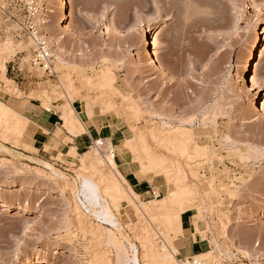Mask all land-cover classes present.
<instances>
[{
  "label": "rangeland",
  "instance_id": "374dc122",
  "mask_svg": "<svg viewBox=\"0 0 264 264\" xmlns=\"http://www.w3.org/2000/svg\"><path fill=\"white\" fill-rule=\"evenodd\" d=\"M68 1L69 26L58 15L57 0H35V13L18 1L0 0V7L14 15L0 9V49L8 44L14 50L7 57L5 74L12 83L3 80L0 69V102L24 116L25 102L48 109L40 96L43 90H55L59 98L55 95L49 109L63 125L60 109L69 104L66 98L71 94L60 81L67 76L82 99L95 101L105 96L116 104L119 117L114 112L101 114L89 101L73 102L77 108L81 103L90 106L113 125L115 136L102 138L110 139L111 145L107 141L97 145L98 139L83 153L74 149L73 158L72 149L63 155L55 146L26 157L22 148L33 152L23 146L26 131L19 138L0 122V203L36 210L25 215L22 210L5 212L0 207V264H97L96 260L110 264L108 259L114 260L116 251L99 238L108 226L88 216L84 227L77 220L73 189L81 187L79 156L97 151L106 161L114 148L121 174L125 179L131 174L137 177L139 164L133 155L119 153V148L123 151V143L141 131L153 151L180 163L194 192L191 198L182 197L186 204L176 207L180 210L184 205L188 210L182 216L183 227L189 229L176 233V264L189 257L181 246L190 243V237L193 240L191 229L199 215L202 234L196 240L202 242L203 253L215 250L212 258L203 261L264 264V110L254 111L249 103L254 87L242 82V66L254 45V34L264 27V0ZM109 20H121L123 30L112 33ZM157 26L151 40L165 72L147 65L139 42L145 29ZM43 42L52 50L51 71L36 60ZM105 72L115 78L117 93L97 84ZM253 75L264 79V53ZM87 81L94 83L89 86ZM260 102L264 108V93ZM162 122L169 123L173 131L188 128L206 156H180L177 148L179 155L173 156L157 149L148 133L162 127ZM144 181L154 189L141 196L142 202L169 196L164 177L151 174ZM111 205L123 226L117 237L128 247L129 256L133 255L130 244H134L143 262L142 238L157 233V244L167 239L162 233L163 220L151 223L137 218L126 203Z\"/></svg>",
  "mask_w": 264,
  "mask_h": 264
},
{
  "label": "bare ground",
  "instance_id": "6f19581e",
  "mask_svg": "<svg viewBox=\"0 0 264 264\" xmlns=\"http://www.w3.org/2000/svg\"><path fill=\"white\" fill-rule=\"evenodd\" d=\"M57 1H58V6H57L58 15L69 26L70 25V22L68 21L69 1L68 0H57ZM158 29H159L158 26L153 27L151 29H145L139 36V42L143 46L141 53L142 56L147 60V65L149 67L157 69V71L165 72V68L163 64L156 56L155 53L156 46L151 40V35ZM34 33H35L34 36H36V40L40 41L38 32L35 31ZM253 41H254V45L250 50V53L242 66L243 67L242 82L251 83L253 85L254 92L253 95L251 96L250 99L251 101L249 103L254 107V111L259 114L262 113V111L264 110L260 102L262 98V94L264 93V79L255 77L253 75V72H254V66L256 65L259 58L264 53V27L255 32ZM13 51L14 50L12 49V46L8 44L3 45V47L0 49V69L3 71L1 76H3V80L9 84L12 83L13 81L9 80L5 75L7 71V63H8L7 57L12 55ZM51 51L52 50L50 47L48 48L46 47L45 55L47 54V56L50 57ZM60 61L63 62V60L61 59ZM51 64H52L51 60L46 58L44 69L50 70ZM99 81L97 84L98 85L100 83L102 84L101 89H105V87H109L108 89L111 88L112 90H114V92L117 91V88L115 86V78L113 76H110L109 72H105V74H102V77ZM87 82L91 83L92 81H87ZM72 83L69 81V77L67 76L63 77V79L60 81L61 87L67 86L68 89L67 92L71 94V97L66 96L69 98V99L66 98V101L67 100L70 101L69 104L66 103V105H64L60 109L62 111L61 114V119L63 121L62 127L68 132V134L72 136H79L88 131L74 108L73 102L77 100L89 101L93 103L96 108L100 109L99 111L103 115H108L110 112H114L115 115L119 117L120 115L119 110L117 109L116 104H114V102L111 99L105 96L95 101L89 99H82L80 93L75 92L76 89L74 88V85ZM90 83L88 84L89 86L92 85ZM101 84L99 85L100 87ZM9 89H11V87ZM9 89L7 88V90ZM42 92L43 93L40 96L43 102L42 105L45 108L49 109L51 108V104H50L51 101L55 99L58 94H56L57 92L55 90L52 91L53 93L52 92L50 93V91L47 89L43 90ZM0 122H3L5 126H7L6 129L7 128L8 130L11 129V132H13L16 135L21 134V132H25L27 130V125L29 123V121L24 116L18 115L14 109L6 106L2 102H0ZM170 126L171 125L169 123L162 122V127L157 128L156 126V128H154L156 130L154 131L152 130V132L148 133V135H150L149 137L151 138L152 142L156 145L157 149L166 150V152H168L169 154L171 153L173 156L177 154V150H175V148L181 150L180 156H183L182 154L185 153L190 154V157H192L193 155L206 156L207 153L204 151V148H200L198 144H196L194 140V135L190 133L191 131L188 128L178 126L179 129L173 131L174 129L170 128ZM141 132L142 133H138V136L135 139L126 140L122 145L123 151H120L119 148V153L123 155L125 154L133 155L134 161L137 164H139L141 168L140 172L137 174V177L140 181H144L148 179L151 174H156L158 176H162L165 179H167V182L169 184V196L166 197L165 199H153L148 203L142 202L140 195L133 190V188L129 185L128 181L118 170V165L115 161L116 157L114 153L115 150L114 148H112L113 151L110 154V159L106 161H104L100 157V154L97 151L96 152L94 151L95 153L88 152L79 156L81 163L80 167L82 168V172L80 173L82 175L81 187H79L78 189L72 188L73 191H75V198H76L75 209L78 215L76 216L79 217L76 218L80 223V226L81 224L82 226L83 225L85 226V224H87L86 219H84L86 216H88V218L94 219L103 226L104 225L108 226V228H105V231H103V233L99 235V238L100 241H102L106 246L112 247L116 251L115 259L114 260L110 258L108 259L110 264H143V263L176 264L177 260L179 259L178 258L179 250L176 248L174 241L177 239L176 236L177 232L180 233L184 232L183 224L185 222V219L183 218L182 215L188 211L183 209L184 205H182V209L180 210L177 209L176 207H179V205L181 204H186L185 202L184 203L182 202V197L185 196L186 198H191L189 195H192L194 192L191 186H189L187 183L188 182L187 175L182 169L180 163L177 162L175 158L174 159L167 158L165 155L159 153L158 150H157L158 152L155 150L153 151L150 148L151 146H149L147 136L144 134L145 132L144 133L143 131ZM16 139H17L16 141L19 142L18 137H16ZM109 140L110 139L104 141L103 139H99V141H97V145L104 144V142L106 143V141L107 144L109 143V145H111ZM72 150L73 153L71 155L73 158L76 157V152L74 151V149ZM177 155H179V153ZM69 164L71 165V163ZM46 165L48 169L52 168V166L49 163H46ZM55 175L59 176L57 173H55ZM60 177L62 178V176ZM104 190L105 191L107 190L106 192L107 194L105 195H104ZM107 197L114 206L119 205L121 203L128 204L130 207H132L135 210L134 213L136 214V217L139 219L142 220L147 219L151 223L152 222L154 223L155 221L158 222L160 219L166 222L164 226L165 228H162V233L164 232L166 234L167 239L164 240L163 243L161 244L156 243V236L158 235L157 233L142 238L143 239L142 248L144 249V253H145V254L143 253L145 259L143 262H142L143 257L140 256L139 250L136 245L129 243L130 249L133 252V255L129 256L127 249L128 247H126L121 242L120 238L117 237L116 232H121L123 226L119 221L120 218H117L116 216L117 214L115 215V213L113 212V207L111 203L108 200H106ZM187 201L188 200L186 199V202ZM0 207L5 212H9L10 210L11 211L22 210L25 215L36 212V210L33 207L23 206L22 204L11 205L6 202H1ZM199 216L196 219L195 223L193 224V228L191 229V234L192 237H194V239H197L200 233L202 234L199 227V220L201 218ZM90 220L91 219H89V221ZM89 226L91 225L89 224ZM98 228H100V225L98 226ZM149 228H151V226ZM206 231L205 233H207ZM151 232H153L152 229ZM214 251L215 250L207 251L205 253L198 254L195 257L199 260H203V259L209 260L210 258H212V256H214L213 255L215 253ZM95 262H97L98 264V260H96ZM38 264H42V263H38Z\"/></svg>",
  "mask_w": 264,
  "mask_h": 264
},
{
  "label": "crops",
  "instance_id": "0c3cea01",
  "mask_svg": "<svg viewBox=\"0 0 264 264\" xmlns=\"http://www.w3.org/2000/svg\"><path fill=\"white\" fill-rule=\"evenodd\" d=\"M108 27L112 33H114L123 30L124 24L121 20H109ZM104 33H106V29H104ZM80 106L78 108L74 106V108L79 118L86 126L88 133L86 132L75 137L61 129V120L56 112L44 109L31 101L25 102L24 117L29 123L23 146L29 148L33 152H28L26 149L22 148L21 154L26 157H31L30 153L33 155H37L36 153L34 154V152L44 153L47 146L57 147L61 150L63 155L71 149H75L76 152L80 154L86 149L91 148L95 144V141L102 139L104 135L108 134L111 137L115 136L113 125L110 126L108 121L98 116L90 107L82 103ZM126 180L140 197L150 193V190L153 188L148 181H139L138 177L133 174L127 177ZM183 229L184 232L185 230H189L184 227ZM181 251L185 256L193 257L203 253L204 249L200 240H196L194 237L193 240H191L190 237V244L184 242L181 246Z\"/></svg>",
  "mask_w": 264,
  "mask_h": 264
},
{
  "label": "built area",
  "instance_id": "2783aa9c",
  "mask_svg": "<svg viewBox=\"0 0 264 264\" xmlns=\"http://www.w3.org/2000/svg\"><path fill=\"white\" fill-rule=\"evenodd\" d=\"M20 2L24 8H26L29 12H33L35 13L37 11L36 6L37 4L35 3V0H12V2ZM0 9L4 10V14L8 13L9 16L14 17V15L9 14L10 12L5 11V9H3L2 7H0ZM40 53L37 56L38 58L36 59L38 62H42L43 64L46 63V58L50 59L51 58L49 56H47V54L45 55V42L40 43ZM181 264H209L206 261L203 260H199L197 259L195 256L193 257H188L186 259H182Z\"/></svg>",
  "mask_w": 264,
  "mask_h": 264
}]
</instances>
